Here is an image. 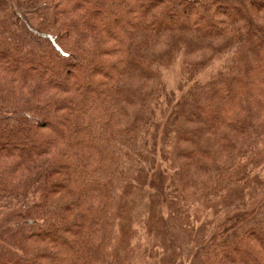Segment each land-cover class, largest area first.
<instances>
[{"label":"trees","instance_id":"obj_1","mask_svg":"<svg viewBox=\"0 0 264 264\" xmlns=\"http://www.w3.org/2000/svg\"><path fill=\"white\" fill-rule=\"evenodd\" d=\"M263 166L264 0H0V264L116 263L160 170L166 264H264Z\"/></svg>","mask_w":264,"mask_h":264},{"label":"rangeland","instance_id":"obj_2","mask_svg":"<svg viewBox=\"0 0 264 264\" xmlns=\"http://www.w3.org/2000/svg\"><path fill=\"white\" fill-rule=\"evenodd\" d=\"M220 62H216L214 68H208L200 77V81L209 80V76L216 71ZM160 70L162 71V75L164 81L168 87H171L179 92L178 86H181V66L180 61H176L173 64L167 66H161ZM186 84V83H185ZM161 173H163L160 170ZM158 172L155 173V179H151L149 183L143 188L142 196L143 202L142 207L144 208L143 214L139 212V214L135 218V222L133 224L132 229L126 230L124 233L122 240L116 242V256L117 261L114 264H166L167 261H163L162 255L164 254V250L161 247H155L154 242L148 240L147 229H146V219L147 212L146 209L151 201V195L156 193L165 194L166 189V181L162 174ZM257 172L261 175V178L264 182V166L261 169H258ZM166 183V184H165ZM264 196L258 195L256 197L248 198V205L244 211H237L233 209H229L227 211L222 212L220 215L219 223H232L237 220H243L246 214L252 213L257 206L260 204ZM22 214L21 209H13L7 211L3 217L0 218V230L7 225H11L12 223H16L19 221L20 216ZM219 217V216H218ZM209 237L214 234V229H211L209 232ZM104 255H106V260L104 264H111L112 262V254L107 249L103 250ZM119 254V256H118ZM153 255H156L154 258ZM120 258V260H119ZM184 264H193L194 262V251L191 254L186 252L180 261ZM172 264V262H171Z\"/></svg>","mask_w":264,"mask_h":264}]
</instances>
